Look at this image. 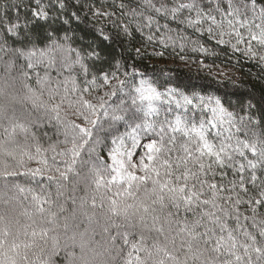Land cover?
I'll return each instance as SVG.
<instances>
[{
  "label": "snow or ice",
  "instance_id": "1",
  "mask_svg": "<svg viewBox=\"0 0 264 264\" xmlns=\"http://www.w3.org/2000/svg\"><path fill=\"white\" fill-rule=\"evenodd\" d=\"M117 7L128 23L78 46L89 16L116 15L101 0H16L0 15V264H264V84L242 92L218 71L221 94H187L148 75L144 44L124 46L132 24L156 29L147 44L175 45L170 17L264 81V0Z\"/></svg>",
  "mask_w": 264,
  "mask_h": 264
},
{
  "label": "trees",
  "instance_id": "2",
  "mask_svg": "<svg viewBox=\"0 0 264 264\" xmlns=\"http://www.w3.org/2000/svg\"><path fill=\"white\" fill-rule=\"evenodd\" d=\"M16 2V0H0V15H3L5 12V8L7 7L8 15L14 16L15 13L12 10V5ZM101 2L105 5L108 11L116 12V15L111 17V20L108 19H100L99 21L94 20L89 16L88 21L85 24H81L80 29L76 32V41L77 43L74 46H78L81 43H87L92 39L91 35L85 36V32H92L94 28H104L109 32L117 31V29L112 27L111 21H116V23H128L130 17L124 16L120 17V10L118 9V5L120 3H124L131 8H136L138 4L142 5L143 0H101ZM154 2H161V0H154ZM165 3H169V0H163ZM187 2V0H185ZM202 3H206V0H201ZM138 11H143V7L137 9ZM146 14L156 16L158 19L160 17L157 14L151 12L149 10ZM186 15V13L184 14ZM193 17L195 13H192ZM183 18V15L180 17ZM219 18V17H218ZM140 19L142 23H146L144 18L137 17ZM160 23H168L169 28L175 30L174 32H170L169 35L173 36L175 40V45L169 42V46L165 48L162 44L158 42V40L154 41L151 44L146 43V36L149 32H155L156 29H148L144 28L143 33L135 31V24L131 25L133 29V39L129 40L128 38H124V46L131 47L133 44L136 47H141V44H144V48L142 51H145L148 55L143 58V65L146 67V71L149 76L160 75V82H167L168 86L179 87L184 90L187 94H191V92L197 91L201 94H208L211 92H216L217 89H220V92L217 94H221L224 91V85L218 84L217 80L220 79L216 73L218 71L227 72L229 75L233 76L236 83L241 85V91L251 90L253 84L262 85L264 81H257L256 77L259 74V68L253 65V62L248 61L243 58L240 53H236L233 55L231 49H227V54L225 55V50L223 45L217 46L215 40L211 39L206 33H198L194 28L187 26L186 24H179L178 21H172L170 17L165 19H160ZM205 25L204 27H206ZM168 29L160 28L158 36L163 35L167 32ZM243 31V30H242ZM85 36L83 41L79 40V37ZM178 36L186 37L185 40H180ZM227 39V37H225ZM199 41L205 47H208L210 52L216 51L220 53L218 58L213 57H205L203 54L198 52H193L191 49L193 45L190 41ZM235 42V41H233ZM183 43L185 47L181 49L179 45ZM243 47V46H242ZM121 51L120 47L116 46V52L119 53ZM163 52L164 55L161 56H153V52ZM184 56L185 59L181 60L179 57ZM204 60L205 64H212L213 60H215V64L219 66L218 68H214L211 73H209L206 69H202L199 66L198 61ZM239 60V63L237 61ZM43 74L42 69H37ZM251 73V76L249 75ZM55 75V73H53ZM35 76H33V80L31 81L34 84ZM232 85H228L230 89ZM48 132L50 137L55 138L53 135L54 129L51 125L45 126L41 129V132ZM35 165H33L34 167ZM41 180V178H37ZM21 182H25L23 179ZM43 182L47 183L46 178H43ZM37 186V185H33ZM54 188V186H53ZM65 195H75L79 197L83 195L82 192L71 193L67 191ZM63 197L61 200L63 201ZM76 208V205H73L71 200H68L66 203V213L71 214L72 211Z\"/></svg>",
  "mask_w": 264,
  "mask_h": 264
}]
</instances>
